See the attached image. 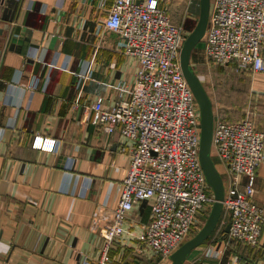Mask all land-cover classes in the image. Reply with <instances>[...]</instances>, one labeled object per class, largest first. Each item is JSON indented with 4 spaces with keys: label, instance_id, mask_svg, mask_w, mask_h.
<instances>
[{
    "label": "crops",
    "instance_id": "0c3cea01",
    "mask_svg": "<svg viewBox=\"0 0 264 264\" xmlns=\"http://www.w3.org/2000/svg\"><path fill=\"white\" fill-rule=\"evenodd\" d=\"M113 1L0 0V264H95L107 249L101 231L113 221L133 145L94 127L85 110L100 98L113 108L120 93L128 100L139 67L122 37L104 27ZM159 2L190 35L200 0ZM191 65L200 80L201 67L215 71V120L250 117L264 133V74L208 63L203 47ZM37 137L56 141L57 150L33 148ZM253 199L264 216V162ZM150 220L151 202L130 213L106 251L111 264L167 262L138 251L134 234ZM210 238L185 264H264V226L256 247ZM208 250L221 256L204 259Z\"/></svg>",
    "mask_w": 264,
    "mask_h": 264
},
{
    "label": "built area",
    "instance_id": "2783aa9c",
    "mask_svg": "<svg viewBox=\"0 0 264 264\" xmlns=\"http://www.w3.org/2000/svg\"><path fill=\"white\" fill-rule=\"evenodd\" d=\"M104 27L122 37L124 53L137 59L139 67L128 100L120 93L113 108L100 98L85 110L94 127L118 132L133 145L113 221L101 231L107 249L95 264H111L108 247L124 235L130 213L143 202H151V220L134 234L138 251L170 261L198 229L199 214L209 216L215 203L200 162L199 105L181 68L189 35L172 23L159 0H114ZM203 42L208 63L264 74V0H212ZM33 148L54 152L57 143L37 137ZM212 151L226 171L224 186L228 184L216 232L230 224L227 241L256 247L264 216L253 196L264 162V133L250 117L235 124L215 120ZM220 256L208 250L203 257Z\"/></svg>",
    "mask_w": 264,
    "mask_h": 264
},
{
    "label": "water",
    "instance_id": "95a60500",
    "mask_svg": "<svg viewBox=\"0 0 264 264\" xmlns=\"http://www.w3.org/2000/svg\"><path fill=\"white\" fill-rule=\"evenodd\" d=\"M212 8V0H200V18L192 33L187 37L181 50V68L199 105L201 114V141H200V162L204 171L207 183L211 187L215 203L210 215L196 236L185 242L171 257L172 264H185L188 257L194 250L203 245L215 232L223 212V201L225 186L223 178L214 162L212 156V139L214 131V111L211 99L206 92L203 83L195 73L191 58L193 51L203 41L209 24ZM230 224L225 232H230Z\"/></svg>",
    "mask_w": 264,
    "mask_h": 264
},
{
    "label": "rangeland",
    "instance_id": "374dc122",
    "mask_svg": "<svg viewBox=\"0 0 264 264\" xmlns=\"http://www.w3.org/2000/svg\"><path fill=\"white\" fill-rule=\"evenodd\" d=\"M204 48V42L202 41L196 48V52H198L200 50V48ZM201 70H198V74L200 75L201 81L203 83V86L206 90V92L208 93L209 97L212 99L213 103H216V93H217V84H216V79H215V71L207 68V67H201ZM213 154V151H212ZM216 156V153L214 152V155ZM215 163L218 162L217 159H214ZM220 172V171H219ZM227 183H225V188H227ZM210 215V214H209ZM209 216H205V214H199V218L201 223H199L198 225V229L195 230V232H193V235L190 237V239H192L194 236H196L198 234L199 231H201V229L204 227L207 219ZM212 236H215L216 239H222V231L221 232H215L213 233ZM211 239V238H210ZM199 248H197L196 250L193 251V253L191 254V256L189 257L190 259H192L194 256L199 254ZM165 264H172L171 260L168 262H166Z\"/></svg>",
    "mask_w": 264,
    "mask_h": 264
},
{
    "label": "trees",
    "instance_id": "16d2710c",
    "mask_svg": "<svg viewBox=\"0 0 264 264\" xmlns=\"http://www.w3.org/2000/svg\"><path fill=\"white\" fill-rule=\"evenodd\" d=\"M212 156H213V154H212ZM212 235H213V234H212ZM212 235H211V236H212ZM221 237H222V239H226L227 234H226L225 231L222 232V236H221ZM209 239H210V238H209ZM209 239H208V240H209ZM208 240H207V241H208ZM159 260H160V259H159Z\"/></svg>",
    "mask_w": 264,
    "mask_h": 264
}]
</instances>
